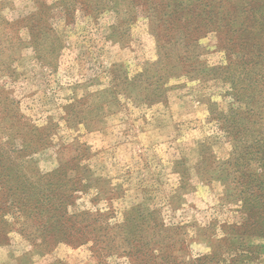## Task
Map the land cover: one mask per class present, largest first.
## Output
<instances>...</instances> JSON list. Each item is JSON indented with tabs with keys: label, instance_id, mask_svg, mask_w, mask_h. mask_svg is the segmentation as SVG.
<instances>
[{
	"label": "rangeland",
	"instance_id": "rangeland-1",
	"mask_svg": "<svg viewBox=\"0 0 264 264\" xmlns=\"http://www.w3.org/2000/svg\"><path fill=\"white\" fill-rule=\"evenodd\" d=\"M262 231L264 0H0V264H133L131 233L264 264Z\"/></svg>",
	"mask_w": 264,
	"mask_h": 264
},
{
	"label": "trees",
	"instance_id": "trees-1",
	"mask_svg": "<svg viewBox=\"0 0 264 264\" xmlns=\"http://www.w3.org/2000/svg\"><path fill=\"white\" fill-rule=\"evenodd\" d=\"M33 20H34V16H30L27 20L28 22L27 24L31 25ZM3 92L6 95L8 94V91L6 92V90H3ZM41 228H42L41 233L44 234L43 238H45L46 241L55 238V234H52V236H50V233L46 230L47 226L44 228V225H41ZM129 232L130 231L127 227L126 234L129 235ZM131 237H132V233L128 237V240H129L128 245H127L128 249L125 254L129 256V259L134 260L133 264H181L178 261L176 262L175 260L174 262L169 263V260H168L169 255L166 251L170 249H168L167 246L166 247L164 246L160 249H153L151 247H147L142 242L140 243L139 241L134 240ZM132 244H135V246H133ZM242 249L245 251L246 249H250V247H243ZM174 250L176 251L175 247H174ZM249 262H250L249 260L244 261V263H249ZM184 264H192V262H187Z\"/></svg>",
	"mask_w": 264,
	"mask_h": 264
}]
</instances>
